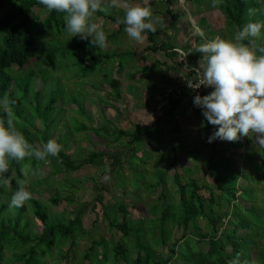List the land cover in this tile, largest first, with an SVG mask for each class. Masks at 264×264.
I'll return each mask as SVG.
<instances>
[{
    "label": "rangeland",
    "instance_id": "374dc122",
    "mask_svg": "<svg viewBox=\"0 0 264 264\" xmlns=\"http://www.w3.org/2000/svg\"><path fill=\"white\" fill-rule=\"evenodd\" d=\"M150 1L152 0H117L118 6L115 7L116 10L112 13L110 9L107 14L116 16L121 21L124 16V11L130 3H139L150 7L154 17L158 18V23L155 24L157 29L155 34L158 31L162 33L156 36L158 42L165 39V36L174 38L173 41H170V44L180 49V51H185L186 54L189 55L188 59L182 60L184 65L191 62L189 59L194 57L191 64H188L189 67L193 65L203 69V61H201V56L198 52L199 45L203 41L200 37L193 35V22L202 27V22L204 20L201 22V19H206V27L204 30L205 33L208 30L214 31L211 38L217 36L231 38L230 31L226 29L225 17L222 11L217 7L215 0H195L199 4H196V2L194 3L193 0L188 2L185 0H173V4L170 6L167 4L166 0H154V2H157L155 7L150 6ZM19 7L20 4L15 1L12 2L0 12V17L15 11ZM168 8L176 14L177 20L174 22L170 14L167 13ZM48 11L46 7L44 9L35 6L31 9L34 22H36L34 27L35 34H38L40 30L38 26L42 24L39 19L45 20L49 13ZM58 15V21L64 19V13H58ZM96 16L97 14L95 17ZM94 20L101 24L108 34L107 46L103 49L96 47L90 50V52H86L84 56L86 57L89 54L90 56L94 54L101 55L104 53H135L137 55L135 59L131 56L126 57L124 60V69L122 71L119 70L120 59H115L111 62L104 61L95 73H91L86 79H81L79 75L82 69L79 67V62H77L78 59L69 54L66 55L67 58H63L61 52H58V54L62 59L58 57L56 61L52 62L50 67H47L46 65L51 61L54 55L50 52L52 48L57 47L60 49L63 45L65 46V43L69 44L76 42L84 45L91 42V38H89L88 41H84L79 38V35L72 37L68 33L64 34L61 39H56L51 35L40 38L37 44L38 54L34 60L35 62L27 67V71L31 69L42 71L41 74L44 78L40 79L44 83L48 80L47 83H45L46 87L41 80L37 81V86L35 87L38 91L44 90L40 99H38L40 100L42 108L48 105V100L52 93L62 89V91L55 96L59 99L57 102L60 101L59 105L65 106L66 110L61 111L60 107L57 106V111L53 113L49 120V124H54L53 134L55 139L57 140L58 136H61V147L65 146V148H69L68 154L78 161L86 159L92 154H98L99 152H104L108 155L103 159V163H101L102 161L100 159L95 160L97 163L95 166L87 165L81 170L67 176L58 174L51 177V163L46 162L43 164L39 174L29 178L26 183V187L32 193L31 199H39L42 204H45V210L49 214L51 222L57 219L67 223L69 219H73L76 216L75 214L80 209H85L82 214V223L87 235L81 237L77 232V250L74 249V251H76H72L68 257V262H65L64 256H67L66 254L70 245L69 242L64 243L59 250L54 249V253L49 250L48 244H42V250H45L51 255L41 259V262L46 264H82L83 252L90 247L92 241L100 239L103 235L106 236L107 239L113 238L115 242L120 240L122 235L120 231L116 230L115 233H113L114 236L109 232L108 226H106L105 223L106 218L102 206L98 204L97 208L93 210V205L98 195L104 197L106 205H115L118 202L124 204L128 209L129 217L134 220H143L145 219V215L148 214L149 224H146V226H153L157 223L153 221L157 218L156 214L151 211L153 200L159 199L162 192L165 191L168 193L169 190L171 197L173 196L172 202L178 204L179 195L175 175L178 173L181 175L182 181L186 182L188 176L183 173L182 168H186L187 166L189 168L190 166L195 167L192 162L194 156V158L197 159V166L195 168L198 171V177L202 178L203 181L201 184H205V186L211 189L215 187V180H213L212 174L207 170L204 164L211 156V151L213 150L214 142L209 143L208 137L212 134L216 126L206 121L202 114V109L194 104L193 96L190 98V105L186 107L185 104H188V101H182V105L177 109V112H173L169 107V101L166 99V93L178 83L173 82L176 84L162 85L158 72H155L159 71L163 74L160 65L154 72L151 70H144V67L150 66L156 61L162 62L165 60L169 64L171 59H167L165 54L159 51L157 54L145 51V48L148 47L150 43L147 33L143 41L132 40L125 31L117 33L109 41V38L119 30V24L109 19H102L101 17L94 18ZM60 29L66 31L64 23ZM6 34L7 31L0 33V48L4 46V37ZM254 46L255 43L252 47ZM77 55L78 54H75V56ZM37 59H39V61ZM180 69L183 71L185 70L182 67H180ZM189 74L191 73L188 72L187 75ZM105 75H107L110 80L115 79L120 82L118 88L119 96H116V91L109 84L110 82L106 79ZM184 81L185 80L182 79V81L178 82L181 84ZM31 98L34 99L33 97ZM191 102H193V104H191ZM33 108H36V105L33 106ZM73 109L75 111H73ZM83 109L86 114L83 113ZM33 111L34 114L38 113L36 110ZM29 113V115H34L31 112ZM34 116H39V114ZM29 124L30 120H28V125ZM83 125L85 129L87 128L85 131H83L84 129L81 130ZM105 126L110 130H123L129 133L135 132L138 127H150L152 133L156 132L154 139L157 141L149 139L144 142L143 149L148 152L145 157L143 156L144 154L141 153L137 155V158L132 156L127 159V150L121 146V144L123 145L124 143L116 142L114 138L111 137L109 141L99 140L101 143L96 140L97 136L101 137V139H105L102 137H109L106 135L103 136V133H97L100 127L103 128ZM43 129L44 124L42 123V130ZM161 132L162 134H160ZM218 140L224 144L216 142L217 148L228 145L227 141ZM128 141L129 139L125 137L121 142ZM233 144L236 149L228 147L227 151H225V148L218 151L224 166H218L216 173L217 170L221 171L225 180L229 183L234 181L237 182V203L242 204L244 201L250 203L251 207L249 209L253 210L255 208V211L260 213L261 216H255L254 221L249 217V221L255 227L256 236L253 235V238H256L259 245L262 244V246H264V168L260 170L261 163L264 162V147L256 144L255 136L241 137L240 140L238 139L237 143ZM247 145L252 146V148L248 149ZM174 148H177V151H175ZM234 153L236 154L234 155ZM189 154L193 155V157H188ZM231 155H233L232 158ZM240 155H242V157H240ZM110 156H117L122 162L124 161V168L121 166H119V169L117 167L113 168ZM175 158L177 165L173 166L172 162ZM144 160H146V162H144ZM126 162H132L134 168L126 165ZM99 163L103 164V166ZM234 165H237L239 171L233 169L232 166ZM31 167V163L26 160L23 164L24 172L30 171ZM190 169L193 172L195 171L192 167ZM229 169L233 170L231 171L232 173L227 171ZM113 170L117 173L115 174L117 179H113L109 175V171ZM159 170H165L167 173L166 186L161 185L153 189H148V184H155L158 180L156 172ZM247 170L251 171L254 175L256 174V180L253 179L251 181L246 178L247 175L245 174ZM187 171L190 172V170ZM143 174L146 175L145 181H140L142 178L139 177ZM193 177L195 176L193 175ZM38 178H43L45 181L39 183L37 180ZM87 178L88 182L84 181V179ZM118 179H120V182ZM77 180L80 183H77ZM246 181H250V184H247ZM259 182H262V184H259ZM70 185H74L77 188L75 198L79 200V204L74 205L66 201H52V198L55 196L58 198L64 196V192L71 193ZM240 186H252V192H254L252 198L248 197L246 194L249 189L244 191L240 189ZM138 187H140L139 190ZM1 192L3 194L6 193L5 191ZM216 192L219 191L216 189ZM8 195L9 199H11L13 193ZM203 196L209 198V194L205 192H203ZM5 197H1L0 200H7ZM27 204L28 206L30 205L29 203ZM89 204L90 206L88 207ZM18 208L19 207H12L10 204L9 216L13 215V217H15ZM222 211L225 213H232L233 207L223 204ZM33 212L34 208L29 206L24 215L20 229L22 231L24 229V233L30 235L32 239L35 238V233L41 235L44 227L42 223L36 220ZM241 218L244 217L242 216ZM234 221L237 220L235 219ZM28 222L30 223V229L25 228ZM206 225L207 223L205 220L201 219L198 221V226L202 232H207ZM150 230L154 233L153 235L155 237L157 233H155L154 227H150ZM174 233L175 237L179 239L184 231L180 228H175ZM250 235H252V233ZM127 241L130 242L131 245L135 243L134 238H129ZM33 244L35 243H30L31 246ZM200 248L206 251V243L201 244ZM256 250L257 249L254 251ZM8 253L9 250L6 251V254ZM8 258L9 264H21L14 260L11 262V254L7 256V259ZM4 264H7L6 260ZM86 264H90V262Z\"/></svg>",
    "mask_w": 264,
    "mask_h": 264
},
{
    "label": "trees",
    "instance_id": "16d2710c",
    "mask_svg": "<svg viewBox=\"0 0 264 264\" xmlns=\"http://www.w3.org/2000/svg\"><path fill=\"white\" fill-rule=\"evenodd\" d=\"M14 1L20 4V7L0 17V33L7 31L4 37V46L0 48V99L7 97L10 101L7 112L0 109V120L7 121L10 115L16 127L24 133L28 141L34 147L41 148L49 139H55L53 134L54 124H49V120L53 113L57 111V106L60 107L61 111H65L66 107L63 105L60 106V101L57 102L59 99L55 96L60 93L62 89L52 93L48 100V105L45 108L41 107L40 100L38 99H40L44 90L38 91L35 87L37 86V81L44 78L41 74L42 71H38V69L27 71V67L35 62L34 60L38 54L37 44L40 38L51 35L56 39H61L64 34H67L65 30L60 29L63 23L66 24V21L64 19L58 21L59 12L49 10L45 20L39 19L42 24L38 26L40 29L38 34H35L34 27L36 22H34L31 9L35 6L45 9V6L40 3V0H0V12ZM185 1L188 2L191 0ZM193 1L194 3L196 2L195 0ZM215 1L217 7L222 11L225 17L226 29L230 31L231 38L248 22L264 20V0ZM166 2L169 6L173 4V0H166ZM156 3L157 2L152 0L150 1V6L155 7ZM196 4L199 3L196 2ZM253 8L257 9V13L255 15H250L249 9ZM115 10V7L111 8L112 13ZM167 13L170 14L173 22L177 20L176 14L171 11L170 8H168ZM98 17L109 19L119 24V30L109 38V41L117 33L125 31V25L122 24L116 16L98 12L97 16L94 18L96 19ZM201 22L202 28L205 29L206 19H201ZM146 33L148 34V41L150 43L145 51L154 52V54H157L158 51L162 52L167 59H175L177 64L179 60L185 56V51L182 50V54L180 49L170 44V41H173L174 38L165 36V39L158 42L156 36H159V34L161 35V31L156 32V34L151 31H146ZM213 34L214 31L212 30L206 31V36L208 37H212ZM250 41V46H253L255 43L254 48H258L261 44L259 38H250ZM96 47L98 46L92 45L91 42L84 45L76 42L69 44L65 43V46L63 45L60 49L57 47L51 49L50 52L54 55L46 66L50 67L52 62L60 57L58 52H61L63 58H67L66 55L69 54L78 59L77 62H79V67L82 69L79 77L81 79H86L89 77L88 75L95 73L104 61L111 62L115 59H120L119 70L122 71L124 69V60L126 57L131 56L135 59L137 56L135 53L129 54L126 52L114 54L104 53L101 55L94 54L91 56L89 54L86 57L84 56L86 52H90V50ZM75 54L78 55L75 56ZM199 55L202 56L201 53ZM37 60L39 61V59ZM161 64L163 63L156 61L150 66L144 67V70H151L154 72ZM177 64L174 62L172 68L176 67ZM179 65L181 64L179 63ZM195 71L196 70L192 71L191 74L184 79V82L192 75L200 76V74H197ZM105 76L110 82L109 84L116 91V96H119L118 88L120 82L115 79L110 80L107 75ZM47 81L48 80H46L45 83H47ZM42 83L44 82L42 81ZM45 83L44 86L46 87ZM176 83L180 85L179 82ZM206 94L208 93H203L201 95ZM192 96L195 97V95L188 93L177 98H170V109L173 110V112H177V109L182 105V101H188V104H185L187 107L190 105V98H192ZM191 104H193V102H191ZM35 105L36 108H33ZM33 110H36L38 113L34 114ZM73 111L75 110L73 109ZM29 112L34 115L39 114V116L29 115ZM83 113L86 114L85 110ZM28 120H30L29 125ZM42 123L44 124L43 130ZM82 127L81 130L84 129L83 131L87 129H85L84 125ZM97 131L98 134L103 133V136H109L108 138L102 137L105 139H101V137L97 136L96 140L99 143H101L99 140L109 141L110 137L114 138L116 142L124 143L123 145L121 144V146L127 150V159L132 156L137 158V155L141 153H143L145 157L148 152L143 149L144 142L149 139L157 141L154 139L156 132L152 133L150 127H138L133 133L123 130H110L107 126L103 128L100 127ZM160 134H162V132ZM125 137H127L129 141L121 142ZM60 139L61 136H58L57 140H55L61 144L62 141ZM225 141H227L228 145L221 148L216 147V142L224 143L220 142L218 139L214 141L211 156L204 164L207 170L212 174L213 180H215V187L211 189L205 186V184H201L203 183L202 178L198 177V171L195 168L197 166V159L194 158L195 156L193 157V155L189 154L188 157H193L192 162L195 165V167L190 166V168L192 167L195 171L193 172L188 166V168L186 167L187 169L184 167L182 168L183 173L188 176L186 182L182 181L181 175L176 173L175 180L179 195L178 204L172 202L173 196L171 197L169 190L168 193L165 191L162 192L160 198L152 202L151 211L156 214L157 218L153 220L158 223H156V225L146 226V224H149L148 214L145 215V219L143 220H134L129 217L128 209L124 204L118 202L115 205H106L104 197L98 195L94 202L93 210L100 204L104 210V216L106 218L105 223L106 226H108L109 232L114 236L113 233L118 230L122 235L118 242L113 241V238L107 239L104 235L101 236L100 239L92 241L90 247L83 252L82 264H86L87 262H90V264H233L234 260H238L239 264H264V246H262V244L259 245L256 238H253V235L256 234L255 227L249 221V217L254 221L255 216L260 215V213L256 212L255 208L253 210L249 209L251 207L250 203L245 201L242 204L237 203V182L234 181L229 183L225 180L221 171L217 170L216 173L218 166H224L218 151L222 148H225V151H227L228 147L236 149L233 143H237L238 140ZM247 148L251 149L252 146L247 145ZM174 149L177 151V148ZM68 150L69 148L62 146L58 156H48L45 160H38L34 156H28L23 161H10L9 172L6 173L3 178H0V198L6 196L5 199H7H1L2 202L0 203V264H4L5 260L7 264H9V258L7 259L9 254L12 255L10 259L11 262L14 260L21 264H46L42 263L41 259L51 255L45 250H42V244H48L49 250L54 253V249L59 250L66 242L70 243L66 254L67 256H64L65 262H68V257L72 251L78 248L77 232L81 237L87 235L82 223L84 208L80 209L75 214L76 216L73 219H69L67 223L57 219L51 222L50 216L45 210V204H42L39 199H30L29 201L27 200L23 206L18 208L15 217H13V215L9 216L11 199H9L10 196L8 194L14 193L18 189L19 185L17 184V180L25 179L28 182L29 178L39 174L43 164L46 162L51 163V177L58 174L67 176L81 170L87 165L95 166L97 164L95 160L100 159L102 161L101 163H103V159L108 156L104 152H99L98 154H92L88 158L78 161L68 154ZM235 154L236 153H234V155ZM110 157L113 168L117 167L119 169V166L124 168V161L122 162L117 156ZM232 157L233 155H231V158ZM240 157H242V155H240ZM26 160L32 165L29 172H35V175L30 174L27 177L24 175L23 164ZM144 162H146V160H144ZM176 162L175 158L172 165L176 166ZM101 165L103 166V164ZM126 165L134 168L132 162ZM232 167L234 170L236 169L239 171L237 165ZM262 168H264V162L261 163L260 170H262ZM187 170H190V172ZM227 171L232 173L231 171L233 170L229 169ZM156 173L158 180L155 184H148V189H153L161 185L166 186V171L159 170ZM251 173V171L247 170L245 175H247L246 178L248 180L252 181L255 179L256 174L254 175ZM115 174L117 173H115L114 170L109 171V175L113 179H117ZM193 175L195 177H193ZM139 178H142L140 181H145L146 175L143 174ZM37 180L39 183L45 181L43 178H38ZM118 180L120 182V179ZM84 181L88 182V178L84 179ZM77 183L80 182L78 181ZM246 183L250 184V181H246ZM259 184H262V182H259ZM74 185H70L71 193L64 192V196L59 198L55 196L52 198V201H66L74 205L79 204V200L75 198L77 188L75 187L76 185ZM246 187L240 186V189L244 191L249 189L246 194L248 197L252 198V194L254 193L252 192V186ZM139 188L140 187H138V190ZM216 189L219 192H216ZM1 191H5L6 193L3 194ZM203 192L209 194V198H205ZM27 203L34 208L33 214L36 220L44 226L43 233L41 235L35 233L36 236L34 239H32L30 235H26L24 229L23 231L20 230L24 215L29 207ZM223 204L232 206V213H225L222 211ZM89 206L90 204L88 207ZM242 216L244 218H241ZM201 219L205 220L207 223V232H202L198 226V221ZM150 227H154L155 233H157L155 237ZM25 228L30 229L29 222L25 225ZM175 228H180L184 231L179 239L175 237ZM104 232L106 233L105 230ZM251 233L252 235H250ZM129 238L135 239L134 245H131L130 242L127 241ZM30 243L35 244L31 246ZM203 243L207 245L206 251L200 248V245ZM255 249L257 250L254 251ZM8 250L9 253L6 254Z\"/></svg>",
    "mask_w": 264,
    "mask_h": 264
},
{
    "label": "clouds",
    "instance_id": "9594fccd",
    "mask_svg": "<svg viewBox=\"0 0 264 264\" xmlns=\"http://www.w3.org/2000/svg\"><path fill=\"white\" fill-rule=\"evenodd\" d=\"M40 3L50 11L65 14V29L72 37L79 35L84 41L91 38V44L99 49L107 46L108 34L94 17L98 12L108 13L117 7V0H40ZM256 13L257 9H249L250 15ZM120 22L129 38L143 41L146 31L157 30L158 18L150 7L130 3ZM192 28L193 35L203 41L198 48L203 71L196 83L188 82L189 86L205 85L213 89L194 97V104L202 109L206 121L216 126L208 142L255 136L256 144L264 147V20L248 22L232 38L208 37L195 22ZM250 38H259L260 46H250ZM9 104L7 97L0 99V109L7 112ZM60 151L61 145L55 139H49L41 148L34 147L10 115L7 121L0 120V178L9 172L12 160L19 162L28 156L45 160L48 156H58ZM30 174L36 173L24 172L26 177ZM26 183L25 179L17 180L19 187L12 195V207H21L31 199ZM233 264L239 261L234 260Z\"/></svg>",
    "mask_w": 264,
    "mask_h": 264
},
{
    "label": "crops",
    "instance_id": "0c3cea01",
    "mask_svg": "<svg viewBox=\"0 0 264 264\" xmlns=\"http://www.w3.org/2000/svg\"><path fill=\"white\" fill-rule=\"evenodd\" d=\"M184 55L185 56L182 57L181 60H179V63L181 65H179V63L177 64V62L175 61V59L174 60H171L169 62V64L172 63L170 65L165 60L161 62L163 64H161L160 68L162 69L163 74H161L159 71H156V72H158V74H159L160 82H161L162 85L164 84L166 86V84L171 85L173 82L182 81V79L187 78V76H188L187 73L188 72L191 73L192 71L196 70L195 72H197V74H200V72L203 71V69L200 68V67H198V66L190 65V67H189L188 64H191V62L193 61L194 57H192V59H189V60H191V62H189V63L187 62L188 63L187 64L188 66L187 65H184V63L182 62V60L183 59H186V58L187 59L189 58V55L188 54H184ZM174 62L177 65H176V67L172 68ZM180 67L184 68L185 70L184 71L181 70Z\"/></svg>",
    "mask_w": 264,
    "mask_h": 264
},
{
    "label": "built area",
    "instance_id": "2783aa9c",
    "mask_svg": "<svg viewBox=\"0 0 264 264\" xmlns=\"http://www.w3.org/2000/svg\"><path fill=\"white\" fill-rule=\"evenodd\" d=\"M198 78H200V76L192 75L187 79L186 82H184L180 85H177V86L173 87L172 89L168 90L166 93V99L169 101L170 98H177V97L183 96V95L188 94V93L194 94V95H197V94L201 95L203 93H207V92H210L211 90H213L211 87H208L205 85H201L200 88L190 87L188 82L196 83L197 81H195V80H197Z\"/></svg>",
    "mask_w": 264,
    "mask_h": 264
}]
</instances>
